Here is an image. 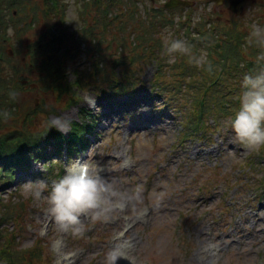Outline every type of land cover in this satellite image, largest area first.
<instances>
[{"label": "rangeland", "instance_id": "rangeland-1", "mask_svg": "<svg viewBox=\"0 0 264 264\" xmlns=\"http://www.w3.org/2000/svg\"><path fill=\"white\" fill-rule=\"evenodd\" d=\"M36 1L41 7L45 6V0ZM143 3L142 8L149 9L154 18L164 16V13L157 15L147 7L146 0ZM93 5L94 0L85 3L86 8L91 9ZM139 8L136 3L117 8L116 17L124 14L127 21L125 30L120 32L121 43L114 40L117 28L105 20L107 11L103 7V15L99 19L110 25L113 34L109 33L102 44L98 47L87 45L91 51L81 53L75 60L70 58V54L65 56L66 50L63 49H67L68 44L62 43L57 52L55 47H51L58 62V71L54 75L64 78L58 83L43 68L40 79L35 78L40 74L38 69L33 70V75L29 72L33 61L31 52L44 32L43 11H39L41 20L35 26L27 24L24 14H19L20 17L9 26L7 32L11 30L12 35L19 25L22 43L20 46L17 41L13 46L8 44L6 53L9 56L10 51L15 53L13 56L17 53L15 62L22 68L16 82L20 90H13L18 93L17 106L11 105L13 112L7 120L0 106V137H5L16 125L31 123L34 130L45 123L49 130L53 129L49 122L56 118L67 121L71 130V122L82 119L86 124L87 119L81 116L82 108L98 112L100 116L108 112V120L100 118L103 124L84 138L89 146L84 160L98 168L101 175L114 178L121 188L143 185L141 203L125 209V212L117 211L107 220L83 218V234L73 236L58 228L47 212L46 200L36 201L25 196L28 187L34 184L24 181L16 197L11 196L13 188L0 192L4 200L29 198L22 217L13 219L9 230L15 222L13 233L21 235L20 247L37 250L36 263L30 260L32 264H44L40 262L41 252L47 264H60L64 258L69 260L63 264H102L105 254L113 248L121 249L126 257L118 264H264V146L249 151L233 143L234 133H228L231 127L226 125L229 117L224 118V128L214 126L210 129L206 122L215 114L218 118L219 114H230L239 109L240 105L235 103L238 92L236 79L230 74L235 64L228 65V60L224 62L227 64H222L216 56L214 59L218 62H212L208 56L210 44L196 42L199 37L190 32H196L193 27L199 24L192 26L185 35L195 56L207 53L211 70L207 64L196 66L186 55L176 56L175 63L169 64L160 33L165 34L164 26L161 30L158 20L150 21ZM135 10L138 13H133ZM21 11L23 9L19 13ZM55 11L60 15L64 8L55 5ZM70 12L68 24H73V30L79 29L90 36L94 28L91 26L93 19L84 17L80 23L74 4ZM169 16L186 25L183 15L170 13ZM251 19L254 20L253 14H246L238 24L251 25ZM193 20L198 21L194 16ZM240 28L232 26L228 32L233 34ZM102 29L105 28L101 27L98 32ZM250 31L245 28L242 32L248 37ZM41 48L44 49L43 46ZM245 51V61L252 63L247 58L249 49ZM121 57H128L129 67L140 72V83L135 89L137 100L144 94L147 100L128 102L129 94L122 93L120 100L109 107L106 99L98 98V93L103 92L106 85H116L120 81L116 76L118 69H127L117 63ZM41 61L46 62L45 57ZM80 62L83 65H79ZM76 65H79V70ZM44 66L47 67L46 64ZM101 67L102 71L99 70ZM4 71L7 77L14 74L6 65ZM242 71L243 76L257 73L247 69ZM124 79L129 81L126 77ZM36 80L40 81L38 86ZM152 83L157 91H167L176 96L174 104L164 113L157 110L162 106L161 100L150 99ZM0 95L4 96L1 84ZM92 99H98V105L90 106ZM21 134L23 131L17 135ZM53 153L51 151L49 155L52 157ZM78 157L79 154L76 159ZM33 169L35 172L42 170L38 163ZM17 211L21 213V208ZM9 237L11 239V234ZM0 264L4 263L0 260Z\"/></svg>", "mask_w": 264, "mask_h": 264}, {"label": "trees", "instance_id": "trees-1", "mask_svg": "<svg viewBox=\"0 0 264 264\" xmlns=\"http://www.w3.org/2000/svg\"><path fill=\"white\" fill-rule=\"evenodd\" d=\"M47 1V2H46ZM117 2H121V6L123 8L122 0H114ZM109 0H101L99 3H96L91 7V14L93 18L94 10H96V14L98 13L101 15L104 10L101 11V9L108 3ZM39 2L36 0H0V84L2 86V89L4 90V96L2 97L0 95V99L2 98L1 106V112L4 113L7 111L9 114H12L13 111H11L10 107L11 105L17 106L16 99L13 100L9 97L10 91L13 90H20L16 82L19 79L20 75V69L22 67H19V64L16 63V55L14 57H9V55L6 53L8 44H11L12 46L17 41L18 46L22 43V34L20 32L17 33V35L14 36H8L7 30L8 27L11 24H14L15 19L20 16L19 14H24L25 20L27 19V24L29 26H35V23H39L41 20V17L39 16V11H43V19L45 21L46 25V32L42 33L40 35L39 40L36 42L34 50L31 52L32 55V63L29 66V72L33 75V70L38 69L40 74L35 77L38 78L41 75L42 68L44 70H48L51 77L58 83L59 81H62L64 78H60L54 75L56 73V67L58 66L57 58H56V52L58 51L59 46L61 47L62 43L63 45H69V47L65 52V56H70L71 59L75 60L79 58L80 53L84 51L90 52L91 49L85 45L84 49L82 48V40H85L88 42V45H91L93 47H98L97 44H102L105 41V38L109 35L113 34V31L110 30V25L113 28H117V33L113 35L114 40H117L119 43H121L120 40V32L125 30L127 21L124 17V14H121L122 16L118 15V17H109L107 14L105 16V20H108L110 22V25L103 24V22L96 23V25H91L94 28H92L90 36L86 32L75 30V31H68V29L65 30V35L62 38H60V30L56 32L55 28L56 25L54 24V16L59 17L60 15L56 14L55 11V5H58V3H62V0H45V6L41 7ZM54 3V4H53ZM21 5V7H20ZM59 6V5H58ZM114 6L113 3H110L108 5V8L111 9ZM20 7V8H19ZM21 13H19V11ZM108 10V9H107ZM17 13V16L16 14ZM103 15V14H102ZM166 22H171L166 15H164ZM103 24V25H102ZM18 27V26H17ZM16 27V28H17ZM101 27L105 28L102 29L100 32L98 30L101 29ZM68 31V32H67ZM112 31V32H111ZM16 32V31H15ZM62 33V32H61ZM77 37H82L81 39ZM48 39H51L50 41H47ZM204 43L210 44V51L211 53L208 54L210 56V59L212 62H218L215 61L214 56L217 57L218 60H222V64L226 60H228L229 64H235L234 67L231 68L230 74L232 75L234 82L236 83L237 87V94L236 97V104L237 106L240 105V96L242 94V80H243V71L242 69H247L249 72H259L261 67H264V61H262L259 65L256 63V57L259 55L261 49L259 47L255 46H249L247 44V39H243V36L240 35V37L237 35L229 36L226 38H218L214 35H208V38L205 41H202ZM44 47L42 50L41 47ZM213 46V47H212ZM55 47V51L53 52V48ZM73 48H75L73 50ZM88 48V49H87ZM247 48V49H246ZM16 49V48H15ZM250 51V56L247 57L252 63H249L248 61H244L243 58L246 57V51ZM74 51V52H73ZM44 52V54H43ZM179 56V55H178ZM45 57L46 62L43 63L41 61V58ZM48 57V58H47ZM65 58V57H64ZM128 57L126 59L124 58H118L117 63L123 64L126 66V70L118 69V77H120V81H118L115 84L106 85L103 90H105V93H101V96L104 97V99L108 100L110 105L114 103L115 101L119 100V96H122V93H128V98H132L134 100H137L136 95V87L139 86L140 78H139V71L134 70L131 66L129 67ZM130 63V62H129ZM9 64V65H8ZM43 64V67L42 65ZM44 64L47 65V67L44 66ZM4 65L8 66V68L14 72L12 77H7L5 75L4 71ZM134 65V64H131ZM10 66V67H9ZM260 66V67H259ZM53 67L55 70H53ZM26 69L25 72L28 73V66H24ZM130 69V71H129ZM99 70H103L102 67ZM126 73V74H125ZM124 77L128 78L129 81L127 82ZM43 78V77H42ZM106 81L107 75L105 76ZM40 79V78H38ZM37 79V80H38ZM35 81L36 86L39 85L40 81ZM105 81V79L103 80ZM123 81V82H121ZM121 82V83H120ZM20 87L23 88L24 85L21 83ZM163 87V86H162ZM165 90H168V88L164 87ZM108 90V91H107ZM116 90L115 93H111V91ZM44 92V91H43ZM104 92V91H103ZM176 96H172L167 91L166 92H160L157 91L154 87L152 90V94L150 95V99H160L162 102V106L159 107L157 110L159 112H165L167 108L172 106L174 104V98ZM154 109L155 106H154ZM13 110V109H12ZM180 111L182 109L179 108ZM239 109L237 108L234 112L230 114H219L218 118H216V114L207 119V127L211 128L210 121L213 120L214 124L217 125V127L224 128V118H228V122H226V125H229L231 127V121L234 119V116L236 112ZM50 112V111H48ZM214 112V111H213ZM84 117H87L86 124H80L78 122H71V130L67 135H62L59 132H57L54 128L50 129L48 131H44L39 135H34L31 140L27 139V136L19 138V141L17 144H15L13 141L9 139L8 136L0 137V163L2 166L4 164H7L6 162L10 163L8 167H5L2 173H6V178L9 179V176L11 173H13V168L15 166H21L22 169L27 168L30 165V162L32 159L38 158L41 152V148L43 147V144L45 141L49 139H53L57 146L56 148H59L56 150L58 153V156H61V149L64 145L67 147L69 153H72V150L74 149L75 143H81L83 145V139L86 137V133L94 130L95 128V119L87 111H83ZM204 118L206 117V113L203 114ZM185 123V121H184ZM183 125L185 126V124ZM213 127V125H212ZM232 131V129H228V132ZM40 143V144H39ZM60 165V164H59ZM54 166H58L57 164H54ZM53 166V167H54ZM50 170V176H54V169L49 168ZM10 178H13V175H11ZM11 182L12 180L9 179ZM7 182L3 181L0 182V186L6 185ZM13 208V207H11ZM0 217L4 220H13L17 217H21L19 215L17 209L14 210L8 209L7 204H2L0 207ZM1 222H3L1 220ZM16 224V223H15ZM20 222L18 223V225ZM4 223L1 224L3 226ZM5 232V233H4ZM14 231H9L8 228H4L3 232L0 231V258L7 262L8 264H32L30 260H32L37 253L36 249H19L21 235L14 234ZM11 234V239L9 238V235ZM38 257V255H37Z\"/></svg>", "mask_w": 264, "mask_h": 264}, {"label": "clouds", "instance_id": "clouds-1", "mask_svg": "<svg viewBox=\"0 0 264 264\" xmlns=\"http://www.w3.org/2000/svg\"><path fill=\"white\" fill-rule=\"evenodd\" d=\"M164 44V55L168 57L169 64L175 63L176 55L180 54L188 56L190 62L196 66L207 64L208 70H211L207 53L202 52L200 56H195L186 41L168 36L165 37ZM247 44L261 49L256 57L259 65L264 61V27L253 24ZM241 88L240 107L231 121L234 133L232 142L249 151L259 150L264 146V67L255 74L245 75ZM17 96V92H9L11 99L15 100ZM2 115L7 120L9 113L5 111ZM49 126L62 135H67L70 131L68 122L61 118L51 120ZM25 196L36 201L46 200L47 212L58 228L73 236H79L85 230L83 218L92 221L107 220L113 213L129 207L134 208L141 203L143 185L121 188L114 178L101 175V171L88 161L77 159L65 166L60 179L53 181L50 186L43 180L37 181L28 187ZM122 259H126L123 251L113 248L105 254L102 264H118Z\"/></svg>", "mask_w": 264, "mask_h": 264}, {"label": "flooded vegetation", "instance_id": "flooded-vegetation-1", "mask_svg": "<svg viewBox=\"0 0 264 264\" xmlns=\"http://www.w3.org/2000/svg\"><path fill=\"white\" fill-rule=\"evenodd\" d=\"M249 2H250V0H248V2H247V5L249 4ZM216 4H218V3H216ZM247 5H246V8H245V10L247 9ZM218 7H220V11H221V13H224V14H229L230 13V7H229V2H228V0H222V3H221V5H218ZM229 9V10H228ZM220 18V17H219Z\"/></svg>", "mask_w": 264, "mask_h": 264}, {"label": "water", "instance_id": "water-1", "mask_svg": "<svg viewBox=\"0 0 264 264\" xmlns=\"http://www.w3.org/2000/svg\"><path fill=\"white\" fill-rule=\"evenodd\" d=\"M230 1L232 2L233 6H234V5L240 6V5H241L240 0H235V1L230 0ZM169 5H171V4H169ZM233 6H232V7H233Z\"/></svg>", "mask_w": 264, "mask_h": 264}, {"label": "bare ground", "instance_id": "bare-ground-1", "mask_svg": "<svg viewBox=\"0 0 264 264\" xmlns=\"http://www.w3.org/2000/svg\"><path fill=\"white\" fill-rule=\"evenodd\" d=\"M92 149H93V148H92ZM111 159H112V158H111ZM117 161H119V160H117ZM139 218H140V217H138L137 219H135V221L138 220ZM141 218H142V217H141Z\"/></svg>", "mask_w": 264, "mask_h": 264}]
</instances>
